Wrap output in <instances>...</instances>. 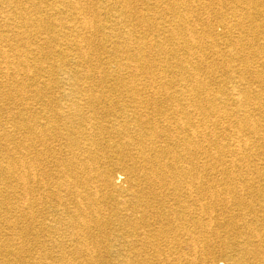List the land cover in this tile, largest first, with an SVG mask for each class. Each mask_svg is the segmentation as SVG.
I'll return each instance as SVG.
<instances>
[{
  "label": "bare ground",
  "instance_id": "obj_1",
  "mask_svg": "<svg viewBox=\"0 0 264 264\" xmlns=\"http://www.w3.org/2000/svg\"><path fill=\"white\" fill-rule=\"evenodd\" d=\"M0 2H9L21 13L27 10L23 1ZM248 3L258 5L252 0ZM59 4L57 16L50 18L49 46L58 39L67 41L79 26L89 29L86 15L95 14L87 11L83 0H60ZM262 7L264 4L257 9ZM250 15L243 18L251 19ZM8 16L4 18L8 20ZM243 25L241 17L238 27ZM24 33L12 31L2 39H21ZM113 36L112 26H107L100 44L103 52L109 51L106 46ZM84 37L92 39L90 33ZM235 44L238 42H231ZM115 46L124 48L123 44ZM77 50L87 55L86 47ZM95 50L92 47L97 56ZM251 51L257 53L258 49ZM0 62L9 64L12 69L7 68V73L12 74L28 66L23 56L15 64L4 54ZM249 66L248 71L257 70ZM37 67L38 73L47 71L42 60ZM5 70L0 68V88L7 89L12 83L4 78ZM117 71L116 82L106 85L111 88L100 90L74 77L69 90L60 92L49 90L41 81L35 83L26 100L27 115L15 116L24 127L25 158L7 151L12 160L8 167L0 166L2 181L18 184V190L11 187L6 194L19 200L16 207L23 208L32 246L0 241V264L24 263V253L32 251L36 259L24 264H98L94 255L100 252L119 255L114 264H212L217 258L216 264H264V169L243 170L238 164L248 158H232V168L220 165L225 156L236 157L241 152V143L224 150L211 133L220 153L208 154L202 145L209 137L207 118L211 113L222 118L227 112L235 114V121L254 137L263 128L250 115L239 119V113L228 108L219 114L222 109L213 105L200 109L197 119L173 91L168 93L169 102L157 106L161 100L143 97L131 85L124 89L120 67ZM103 72L108 82L109 76ZM18 88L27 91L22 82ZM252 103L264 102L249 98L234 102L243 115L250 111L245 105ZM2 138L13 140L8 132ZM250 141L246 139L244 145ZM261 147L264 151V144ZM207 160L221 168L210 172L204 165ZM17 165L24 167L23 173ZM116 174L124 176L121 183ZM3 213L10 230L9 216ZM100 236L107 239L99 240Z\"/></svg>",
  "mask_w": 264,
  "mask_h": 264
},
{
  "label": "rangeland",
  "instance_id": "obj_2",
  "mask_svg": "<svg viewBox=\"0 0 264 264\" xmlns=\"http://www.w3.org/2000/svg\"><path fill=\"white\" fill-rule=\"evenodd\" d=\"M19 1L24 2H21L22 6H27L25 13H21V9L14 8L9 2H0V59H3L5 54L8 60L16 64L20 56H23L28 65L22 71L12 74L11 71L7 73V68L11 70V66L0 62V68L6 69L4 78L12 83L7 89L0 88V166L8 167L12 160L7 151L18 159L25 158L24 127H20L15 116L20 115L23 118L27 115L26 100L36 87L37 81L45 83L49 90L60 92L69 90L70 81L75 78L81 84L87 82L100 90L111 88L106 85L116 82L117 68L120 67L125 82L124 89L131 85L141 96L161 100V104L156 102L159 103L157 106H163L166 100L169 102L168 93L173 91L176 93L175 98L185 100L184 106L194 113L197 119L200 109H207L212 105L222 109L218 111L219 114L228 108L238 112L239 119L250 115L263 128L259 137H254L246 131L247 129L241 128L235 121V114L226 111L227 115L221 114L222 118L219 115L212 117L211 113L207 118V132L210 138L203 139L202 145L208 149V154H219L217 141H220V146H224V150L235 148L241 143V152L236 154V157L225 156L224 163L220 165L232 168L233 163L230 161L234 158H248V162L244 159L245 161L238 164L243 170L252 167L264 169V151L261 147L264 144V117L261 116L264 103L245 105L246 109H250L246 115L238 111L241 107L234 104L235 100L240 98L264 102V7L257 9L264 4V0H252L258 4L252 7L248 3L249 0H83L88 6L87 11L95 12L86 15L91 26L89 29L92 30L79 26L77 32H72L67 41L58 39L57 42H49L51 46L47 43L50 18L57 16L55 13L60 9V0ZM4 15H9L10 21L6 20ZM245 15L252 18L245 19ZM241 17L244 21L242 28L238 27ZM107 26H112L114 36L106 46L109 51L103 52L100 44L104 42L102 34L107 30ZM12 31L25 33L21 39H2ZM89 33L92 39L84 37ZM231 42L238 44L231 45ZM115 44H123L124 48L118 49ZM241 44H244V49ZM77 45L86 47V56L77 53ZM92 47L96 49L97 56L93 54ZM252 49H258V52L252 54ZM114 56L118 59L114 60ZM38 60L44 61L47 71L38 73ZM249 65L257 70L254 73L248 71ZM67 70L78 74L73 76L64 73ZM103 70L109 76L108 82H105ZM21 82L27 86V91L19 90L18 83ZM242 91L246 93L241 95ZM216 117L219 118L218 121ZM6 132L13 137L10 142L2 138ZM211 133L216 134L219 140H214L216 138L210 136ZM246 139L251 140L250 143L253 141L247 147L244 145ZM212 161L207 160L204 163L205 168L216 172L221 166H216L218 163ZM199 167L204 169L203 166ZM12 168V171L16 170L15 166ZM17 168L19 173H23L24 167L17 165ZM123 177L116 174L120 183ZM11 187H17L18 190L16 182L8 183L0 178V191L6 199L2 201L0 197V241L31 247L24 226L23 208L16 207L19 200L15 196L6 194ZM20 194L23 197V194ZM4 211L9 216L8 224L12 225L10 230L7 229V222L3 217ZM98 239L106 240L107 237L100 236ZM33 253H24V263L34 262L33 259L36 258ZM52 256L56 257L54 253ZM94 257L97 258L98 264H114L120 258L119 255L105 252H100ZM217 259L212 264H216ZM2 260L3 257H0V262ZM24 263L13 261V264Z\"/></svg>",
  "mask_w": 264,
  "mask_h": 264
}]
</instances>
